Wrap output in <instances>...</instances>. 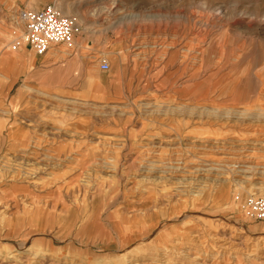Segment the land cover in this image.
Here are the masks:
<instances>
[{
	"label": "rangeland",
	"instance_id": "rangeland-1",
	"mask_svg": "<svg viewBox=\"0 0 264 264\" xmlns=\"http://www.w3.org/2000/svg\"><path fill=\"white\" fill-rule=\"evenodd\" d=\"M262 193L264 0H0V264H264Z\"/></svg>",
	"mask_w": 264,
	"mask_h": 264
},
{
	"label": "built area",
	"instance_id": "built-area-1",
	"mask_svg": "<svg viewBox=\"0 0 264 264\" xmlns=\"http://www.w3.org/2000/svg\"><path fill=\"white\" fill-rule=\"evenodd\" d=\"M18 19L23 26L21 39H16L14 46L21 40L38 55L44 54L55 45H69L77 26L72 16L65 15L56 4H46L39 9H20ZM102 70H107L106 61L101 63ZM247 214L255 221L264 220V193L249 197L246 203Z\"/></svg>",
	"mask_w": 264,
	"mask_h": 264
},
{
	"label": "bare ground",
	"instance_id": "bare-ground-1",
	"mask_svg": "<svg viewBox=\"0 0 264 264\" xmlns=\"http://www.w3.org/2000/svg\"><path fill=\"white\" fill-rule=\"evenodd\" d=\"M65 13H68L67 11H65ZM248 249V248H247ZM16 254V253H15ZM18 255V254H17ZM21 257V256H20ZM16 258V257H15ZM170 259V258H169ZM16 260V259H15ZM23 260V259H22ZM14 261V260H13ZM20 262H22V261H20Z\"/></svg>",
	"mask_w": 264,
	"mask_h": 264
},
{
	"label": "crops",
	"instance_id": "crops-1",
	"mask_svg": "<svg viewBox=\"0 0 264 264\" xmlns=\"http://www.w3.org/2000/svg\"><path fill=\"white\" fill-rule=\"evenodd\" d=\"M31 66H33V65L31 64Z\"/></svg>",
	"mask_w": 264,
	"mask_h": 264
}]
</instances>
